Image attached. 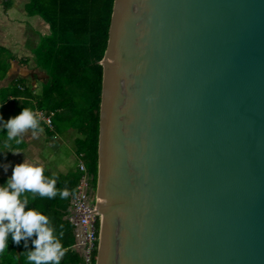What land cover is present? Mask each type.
I'll return each instance as SVG.
<instances>
[{
    "label": "water",
    "instance_id": "95a60500",
    "mask_svg": "<svg viewBox=\"0 0 264 264\" xmlns=\"http://www.w3.org/2000/svg\"><path fill=\"white\" fill-rule=\"evenodd\" d=\"M94 264H264V0H113Z\"/></svg>",
    "mask_w": 264,
    "mask_h": 264
},
{
    "label": "trees",
    "instance_id": "16d2710c",
    "mask_svg": "<svg viewBox=\"0 0 264 264\" xmlns=\"http://www.w3.org/2000/svg\"><path fill=\"white\" fill-rule=\"evenodd\" d=\"M112 3L113 0H29L25 7L28 16H38L48 26L47 34L39 39L34 51L36 65L46 73L48 81L22 108L53 113V129L46 128L50 137L70 128L76 131L75 149L84 155L94 185L98 140L95 112L99 108L102 72L98 62L106 49ZM12 95L14 98L31 96L29 89L21 93L15 86ZM5 101L6 96H0V108L5 107ZM77 179L76 175L70 186L59 187L67 188L68 195L54 200L58 209H46L50 218L44 227L52 232L53 243H58L61 251L74 243L71 225L63 219L68 216ZM24 240L18 244L6 242L7 247L0 253V264H35L27 259L35 251L34 241ZM79 263L77 251H63L59 260V264Z\"/></svg>",
    "mask_w": 264,
    "mask_h": 264
},
{
    "label": "crops",
    "instance_id": "0c3cea01",
    "mask_svg": "<svg viewBox=\"0 0 264 264\" xmlns=\"http://www.w3.org/2000/svg\"><path fill=\"white\" fill-rule=\"evenodd\" d=\"M28 2L29 0H0V58L3 57L6 62L4 68L0 66V96H6L5 107L0 108V115L3 116L0 121V185L11 176L12 167L26 162L44 169L43 182L55 179L57 190H67L60 188L70 186L72 179L77 175V152L74 143L77 138L76 131L70 128L60 135L50 137L46 128L37 122L35 127L9 138V130L6 128L8 118L18 115L23 109L22 106L31 102L33 97L40 93L42 85L48 81L46 73L36 65L34 56L41 34H47L48 26L38 16L27 15L25 7ZM14 86L21 93L24 89H29L31 96L21 95L14 98ZM14 151L19 154L14 155ZM58 197V192L56 196L49 198L41 196L38 192L25 190L18 199L22 203L26 201L25 211L32 209L49 219L46 209H58V205L54 203ZM69 209L70 206L68 213ZM66 217L63 220H66ZM36 238V233H33L25 239L35 241ZM22 241L25 240L20 242ZM6 242L14 243L11 233L8 234Z\"/></svg>",
    "mask_w": 264,
    "mask_h": 264
},
{
    "label": "clouds",
    "instance_id": "9594fccd",
    "mask_svg": "<svg viewBox=\"0 0 264 264\" xmlns=\"http://www.w3.org/2000/svg\"><path fill=\"white\" fill-rule=\"evenodd\" d=\"M2 120L3 116L0 115V121ZM36 123L33 113L28 109H22L18 115L10 116L6 122L9 138L25 129L35 127ZM13 154L17 155L19 152L14 151ZM5 172H7V166H5ZM43 172L42 167L23 162L12 167L11 176L0 185V253L7 247L6 238L9 233L12 234L13 242L17 244L36 233L35 251L30 253L27 259L34 261L35 264H44L49 261L59 264L63 252L58 243H53L52 232L44 227L48 222L47 218L32 209L25 211L26 201L22 203L18 199L25 190L38 192L41 196L49 198L56 196L57 192L62 199L68 195L66 190L55 188V179L47 183L43 182ZM4 221L7 223L5 224Z\"/></svg>",
    "mask_w": 264,
    "mask_h": 264
},
{
    "label": "built area",
    "instance_id": "2783aa9c",
    "mask_svg": "<svg viewBox=\"0 0 264 264\" xmlns=\"http://www.w3.org/2000/svg\"><path fill=\"white\" fill-rule=\"evenodd\" d=\"M32 113L38 123L52 131V112L34 108ZM75 168L78 176L76 190L71 197L70 209L66 217L72 228L74 243L63 251H77L80 257L79 264H94L98 243L99 216L96 214L93 177L86 168L82 153L76 155Z\"/></svg>",
    "mask_w": 264,
    "mask_h": 264
},
{
    "label": "rangeland",
    "instance_id": "374dc122",
    "mask_svg": "<svg viewBox=\"0 0 264 264\" xmlns=\"http://www.w3.org/2000/svg\"><path fill=\"white\" fill-rule=\"evenodd\" d=\"M42 34H41V38H42ZM40 38V39H41ZM6 64V62H5V59L2 57V58H0V66H1V68H4V65Z\"/></svg>",
    "mask_w": 264,
    "mask_h": 264
}]
</instances>
